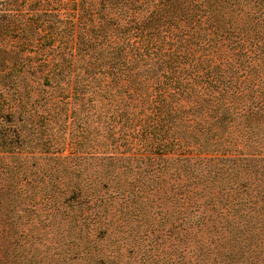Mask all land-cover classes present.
Segmentation results:
<instances>
[{
    "label": "trees",
    "instance_id": "1",
    "mask_svg": "<svg viewBox=\"0 0 264 264\" xmlns=\"http://www.w3.org/2000/svg\"><path fill=\"white\" fill-rule=\"evenodd\" d=\"M35 1L29 26L56 9L42 84L67 111L68 138L75 124L101 129L111 153L134 138L164 160L179 151L183 234L206 228L204 245L224 234L221 253L264 264V0Z\"/></svg>",
    "mask_w": 264,
    "mask_h": 264
},
{
    "label": "rangeland",
    "instance_id": "2",
    "mask_svg": "<svg viewBox=\"0 0 264 264\" xmlns=\"http://www.w3.org/2000/svg\"><path fill=\"white\" fill-rule=\"evenodd\" d=\"M37 4L0 0V264H239L216 246L224 234L215 245L206 228L183 234L182 153L164 160L137 138L111 153L101 129L75 124L68 138L67 111L42 84L58 55L56 9L29 26Z\"/></svg>",
    "mask_w": 264,
    "mask_h": 264
}]
</instances>
